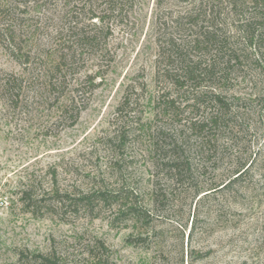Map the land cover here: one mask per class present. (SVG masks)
I'll list each match as a JSON object with an SVG mask.
<instances>
[{
  "label": "rangeland",
  "instance_id": "374dc122",
  "mask_svg": "<svg viewBox=\"0 0 264 264\" xmlns=\"http://www.w3.org/2000/svg\"><path fill=\"white\" fill-rule=\"evenodd\" d=\"M227 1H217L224 11ZM135 3L109 19L105 50L84 56L69 76L80 107L72 126L55 120L60 103L0 45V79L12 75L26 84L17 104L0 91V264H32L37 252L54 254L59 264H264L263 64L235 41V17L226 11L222 30L239 59L223 75L202 76L197 91L220 92L227 107L217 126H199L212 104L187 107L188 92L162 72L168 38L185 48L195 34L171 23L198 0ZM35 39L27 40L32 53L48 46L44 35ZM186 51L193 60L208 56ZM162 91L178 94L174 106L157 99ZM188 119L196 121L193 129L183 125ZM116 123L126 135L121 152L106 141ZM156 127L167 134L159 145L181 139L186 173L179 182L156 166L163 154L151 150ZM54 171L70 197L97 190L106 199L96 198L92 211L33 215L19 191L49 183ZM130 204L149 214L134 216L125 210Z\"/></svg>",
  "mask_w": 264,
  "mask_h": 264
},
{
  "label": "trees",
  "instance_id": "16d2710c",
  "mask_svg": "<svg viewBox=\"0 0 264 264\" xmlns=\"http://www.w3.org/2000/svg\"><path fill=\"white\" fill-rule=\"evenodd\" d=\"M217 1L198 0V3L178 13L171 25L175 29L186 27L191 32L193 29L195 34L186 40L183 46L186 49L176 47L173 39L168 38L166 43L169 61H164L162 69L173 88L188 92L187 97L182 100L184 105L195 107L212 104L213 108H209L206 117L198 124L204 127L218 125L225 114L227 103L224 95L214 89L197 91L202 76L214 78L217 72L223 75L230 62L239 59L235 50H228L232 38L222 30L224 18L221 15L226 14V11L235 17V41L247 45L264 69V0H229L226 11L223 10L222 3ZM135 2L137 0H0V45L22 65L27 75L40 80L43 91L53 103H60L59 115L55 120L63 118L69 120L68 126L74 125L80 107L72 95L74 89H68L69 76L75 72L78 61L84 56L99 54L105 50L100 46V41L106 39L111 32L109 19L122 13L126 4L132 9ZM203 4H207V10L202 9ZM43 35L48 46L38 47L32 53L27 40L31 43ZM187 49L205 51L208 56L204 61L193 60L188 56ZM219 56L226 57L223 63L217 61ZM24 85L26 84L22 78L17 79L12 75L0 79V91L7 94L15 104ZM174 94L170 96V93L166 95L162 91L157 99L163 98L164 104L174 106V102L178 101V94ZM183 125L193 129L197 123L188 119ZM162 135L164 132L159 127L154 128L151 133L152 152L156 154L159 149L163 152L157 159L159 163L156 166L164 167L170 173V179L179 182L186 173L185 161L179 152L181 139L167 140L159 145V139L163 141L167 136L161 137ZM125 136V131L116 123L111 135H106V141L111 149L117 152V148L121 152L119 145L125 142ZM51 176L49 183H28L19 191V201L33 215L42 216V209L57 212L82 207L92 211L96 198L106 199V193L97 190L73 192L70 197L66 189L57 182L55 171ZM154 195H158L155 190ZM125 210L134 216L146 217L149 214L141 206L131 204ZM28 260L32 264H59L55 255L49 253L37 252Z\"/></svg>",
  "mask_w": 264,
  "mask_h": 264
}]
</instances>
